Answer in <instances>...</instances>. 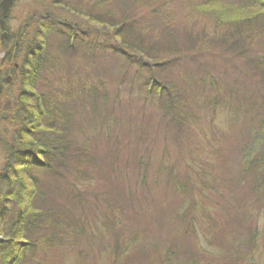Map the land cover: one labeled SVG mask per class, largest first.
I'll return each mask as SVG.
<instances>
[{"label":"trees","instance_id":"16d2710c","mask_svg":"<svg viewBox=\"0 0 264 264\" xmlns=\"http://www.w3.org/2000/svg\"><path fill=\"white\" fill-rule=\"evenodd\" d=\"M177 1L188 6L183 16L169 8ZM51 3L69 16L46 8L6 47L8 35L0 60V112L12 123L0 135V264H263L258 241L243 239L251 221L261 235L258 215L228 212L220 199L231 202L234 181L257 202L264 194V0ZM213 49L242 71L230 87L206 68L212 53L202 54ZM256 74L261 84L240 94ZM163 191L191 206L216 194L215 213L194 221L177 212L153 245L165 226Z\"/></svg>","mask_w":264,"mask_h":264},{"label":"rangeland","instance_id":"374dc122","mask_svg":"<svg viewBox=\"0 0 264 264\" xmlns=\"http://www.w3.org/2000/svg\"><path fill=\"white\" fill-rule=\"evenodd\" d=\"M71 1H76V0H71ZM156 1H158V0H155V2ZM177 2H179V4L177 3L175 6H173V5L169 6V4H168L169 8L170 9H174V8L176 9V6H177V9H176L177 14L179 16L185 15L188 11L187 10L188 6L186 4L185 5L180 4L181 1H177ZM51 4H52L51 0H15L14 5L11 8V11L7 17V20H6L7 31L9 34L11 33V37H12L11 41H9L7 43L6 47L11 45V42L14 41V39H16L18 37V35H20L21 31L22 32H25V31L29 32V30L33 29L35 27V24L37 25V22H35L36 18L41 16L40 14L44 13L43 10H46V8H52L56 13L61 14L63 17L69 16L63 10H61L59 8H56V10H55L53 8V6H51ZM192 19H194V20H192ZM75 20L77 23L82 21L80 18H77V17H75ZM188 20H189V23L191 25H193L194 29L197 31H200L203 27H206L205 28L206 32L211 33V31L213 30L212 24L206 23V25H205V22H207V21L200 20V22L198 24L197 23L195 24V23H193L195 21V17H191ZM90 30L91 29H88V32H90ZM0 32H1V30H0ZM8 39L9 38H7L6 41ZM0 51H1V49H0ZM5 53L6 52L4 51V54ZM209 53H212L211 54L212 57H210V55H208ZM202 55H204L203 60L210 57L211 67L206 66V68L209 69V71L211 73L215 74L216 76H219V73H223L224 75H226L225 78H226V81H227V84L229 85V87L231 85L233 78L237 77L238 75H242V71H235L232 68V65L234 64V62L230 59L232 57H229L228 55L220 56L218 54V52L216 51V49H213L211 52L203 53ZM1 56H2V52H0V60H1ZM15 62H14V65H16ZM250 73L251 72L249 71L248 74H250ZM243 76H244V74H243ZM260 81H261V79L258 77V74H256L253 78L250 79V81L248 83H246V87H243V86L240 87V89H239L240 94L244 93V91L248 92L254 86L257 87L256 84L260 85L261 84ZM226 119H230L229 114H226V113H224L223 116L219 115L217 118V123L219 125H221V127H223V129L225 128L224 125H225ZM11 128H12L11 122H8L6 120L0 121V135H4V137L8 138V136H10V134H11ZM234 135H235V133H234ZM197 140L199 141L200 138L197 137ZM226 143H228V140H226ZM230 143H232V140H230ZM201 145H203V143H201ZM226 145L227 144H225V147H226ZM224 149H226V148H224ZM155 155L157 157L158 154H155ZM171 156L175 160L177 167L182 169L183 168V160L179 156L178 152L175 151L174 149H172ZM3 157H4V153L2 152V148L0 147V168L2 167ZM197 157H198V159L208 160V162L210 163V167H211V163L217 164L216 158H214L213 155H211L209 157V153L206 150H202V151L199 150L197 152ZM236 158L237 157H233L232 160H229V161L233 162V164H235L234 162H235ZM155 161H156V159H155ZM155 161H154L153 166L151 168L154 167V164L156 163ZM196 161H198V160H196ZM230 162H228V163H230ZM227 165H229V164H227ZM212 169L214 170L213 171L214 174L218 173V174L222 175V169L221 168L220 169L219 168H212ZM230 169H231L232 173L235 174L233 168L230 167ZM234 174H232V175L234 176ZM227 175L231 176V174H229V173ZM148 177H151V178L154 177L153 169L150 171ZM151 178H149V179H151ZM218 180H219V182H217V186H219V188L216 187V191H217L216 193L217 194H219L220 190L224 191L223 177L219 176ZM130 181L132 183L134 181V178H131ZM229 187L232 188L233 198H232L231 202H227V201L224 202L223 198L220 199V203H221V206L223 207V209L228 211V212L243 211V213H242L243 217H245L246 215H248L250 213L253 214L254 212H257L258 217L256 219V222H258L259 219H261L264 222V194L261 197V201L257 202L258 198H257L256 193L251 195V193L248 192V189H247L248 186L246 183H243L241 181H234L232 183V185H230ZM165 193H167V192L166 191L158 192V197L156 199V201L158 202L159 205L163 204V206L165 207V216H163V218L165 220V226H163L162 229H159L157 227L154 228L153 236L155 234L156 237L151 238L153 245H161L162 244L164 238L166 237V232L170 228V222H172L177 217V215H176L177 212H181L182 210L186 209L188 216L194 217L195 220L201 216L199 214L201 212H203V210L204 211L210 210V211H213L215 213V209H214V206L212 205V203L214 204L215 201L217 200V199H215L216 194H211L208 197L206 195L205 198H202V199L196 198L195 206H191L190 205L191 199H188V201L185 202V201H182V200H179L176 198H169V196ZM117 195L122 196L123 194L119 193ZM260 195H261V193H260ZM259 199H260V196H259ZM164 203H167V204H164ZM166 214H168V215H166ZM260 228H261V236H262L263 244L260 245V251H259L258 257H259L260 263L264 264V223L260 225ZM248 229H252V226H244L243 227L244 231H247ZM189 233L193 239L191 227H190ZM245 237H246V233L243 235V239H245ZM257 254L258 253L256 251L255 256H257ZM113 257H109V260L107 261L106 264H113ZM94 259H93V261H94ZM93 261H92V264H103V260L100 258H97L96 262H93ZM119 262H121V261H119ZM117 264H119V263H117Z\"/></svg>","mask_w":264,"mask_h":264},{"label":"water","instance_id":"95a60500","mask_svg":"<svg viewBox=\"0 0 264 264\" xmlns=\"http://www.w3.org/2000/svg\"><path fill=\"white\" fill-rule=\"evenodd\" d=\"M13 3V0H0V26L3 25V18L6 17L11 5ZM8 116L7 113H1L0 114V119L1 118H6Z\"/></svg>","mask_w":264,"mask_h":264},{"label":"flooded vegetation","instance_id":"af4514ba","mask_svg":"<svg viewBox=\"0 0 264 264\" xmlns=\"http://www.w3.org/2000/svg\"><path fill=\"white\" fill-rule=\"evenodd\" d=\"M7 20V19H6ZM6 20H5V24H4V27H3V29H2V32H7L8 33V31H7V25H6ZM0 34H1V32H0ZM9 34V33H8ZM0 72H1V70H0Z\"/></svg>","mask_w":264,"mask_h":264}]
</instances>
